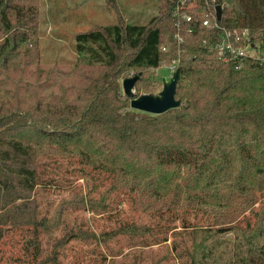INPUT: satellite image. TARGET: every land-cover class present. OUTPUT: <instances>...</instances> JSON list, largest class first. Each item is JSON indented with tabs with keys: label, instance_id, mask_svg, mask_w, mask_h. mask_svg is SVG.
Segmentation results:
<instances>
[{
	"label": "trees",
	"instance_id": "obj_1",
	"mask_svg": "<svg viewBox=\"0 0 264 264\" xmlns=\"http://www.w3.org/2000/svg\"><path fill=\"white\" fill-rule=\"evenodd\" d=\"M160 1L146 23L119 16L76 34L75 49L92 61L75 98L35 94L26 104L20 82L5 88L11 97L0 99V237L10 229L29 236L27 258L0 264H58L61 248L77 237L114 252L109 242L120 235L130 253L135 245H165L150 255L134 250L129 264H264V62H223L216 50L222 30L203 25L205 13L220 5V25L264 39V0H210V8L198 0L184 24L193 31L181 43L178 0ZM38 26L37 0H0V90L13 70L21 75L32 62L42 73ZM164 63L180 69L181 106L162 114L132 109L120 94L123 72ZM49 171L86 183L56 205V217L37 191ZM124 203L130 211L115 227L97 233L88 218H75L77 225L45 249L42 234L65 223V212L104 215ZM175 219L182 220L179 230L170 225Z\"/></svg>",
	"mask_w": 264,
	"mask_h": 264
},
{
	"label": "rangeland",
	"instance_id": "obj_2",
	"mask_svg": "<svg viewBox=\"0 0 264 264\" xmlns=\"http://www.w3.org/2000/svg\"><path fill=\"white\" fill-rule=\"evenodd\" d=\"M115 7L108 5L106 0H37L39 8V34L38 38V65L41 74L37 76L36 62L25 67L20 75L13 70L0 90V99L6 100L11 97L7 89L14 87L20 82L21 98L28 104L34 100L37 94L44 101L65 92L69 98H75L79 86L91 68L89 56L80 54L74 47L75 36L79 32L87 31L100 26L118 22L119 16L126 23L143 24L148 22L158 13L160 0H115ZM173 63H164L157 68H131L123 72L121 83L126 77H131L141 72L142 81L134 87L136 95L142 93L158 94L163 89V80H170L173 73ZM7 88V89H5ZM121 97L125 98L123 85ZM54 177V179H52ZM55 177L61 181L57 183ZM65 178L67 180H65ZM52 179V180H51ZM68 184V185H67ZM85 179L61 172L55 174L46 172L44 181L38 186V193L42 202L41 206L48 210L50 217H56L55 207L63 198H70L76 192L84 188ZM129 205L122 204L118 210L106 214H94L87 210H72L65 212L66 220L60 227L52 229L48 234H42L43 245L50 250L57 239H61L65 230L77 225L75 218H88L91 226L97 233L118 225L125 215L129 213ZM58 215V214H57ZM189 221H196L193 214L185 215ZM158 221V220H157ZM169 220H163L167 223ZM171 226L180 229L182 220L170 221ZM78 230V228H77ZM172 229L168 233L167 243L171 244L174 236ZM28 234L23 230L10 229L0 237V261H20L25 259V241ZM50 239L49 242H47ZM126 236L120 235L110 240L113 248L107 249L103 244L96 245L84 241L83 238H70L61 248L58 264H129L133 260L134 250L146 252H165V245H153L149 248L131 247L126 241ZM168 264V263H167ZM169 264H173V261ZM180 264V262H176Z\"/></svg>",
	"mask_w": 264,
	"mask_h": 264
},
{
	"label": "built area",
	"instance_id": "obj_3",
	"mask_svg": "<svg viewBox=\"0 0 264 264\" xmlns=\"http://www.w3.org/2000/svg\"><path fill=\"white\" fill-rule=\"evenodd\" d=\"M210 0H206L209 5ZM198 0H178L173 9V16L176 18L175 39L177 43L184 41V33H191L193 28L185 23L193 20L190 10L196 8ZM210 8V5H209ZM217 12L215 9H209L205 13L203 25L207 27H217L222 30L221 40L216 45L218 57L226 63L232 62L237 68H241L248 58L264 62V39L258 41L251 39V31L248 28L241 30L227 29L220 25L216 20ZM164 49L167 48L165 44ZM176 70V65L171 67L172 73Z\"/></svg>",
	"mask_w": 264,
	"mask_h": 264
},
{
	"label": "water",
	"instance_id": "obj_4",
	"mask_svg": "<svg viewBox=\"0 0 264 264\" xmlns=\"http://www.w3.org/2000/svg\"><path fill=\"white\" fill-rule=\"evenodd\" d=\"M221 6H217L218 19L221 18ZM141 72L123 79V92L130 99L132 109L152 113L162 114L166 111L181 106L182 101L176 98L177 86L180 80V69L177 68L170 80H163V89L158 94L142 93L136 95L134 87L140 78Z\"/></svg>",
	"mask_w": 264,
	"mask_h": 264
}]
</instances>
